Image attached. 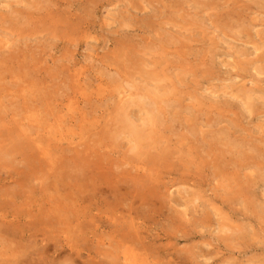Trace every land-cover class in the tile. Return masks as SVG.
<instances>
[{"label":"rangeland","instance_id":"1","mask_svg":"<svg viewBox=\"0 0 264 264\" xmlns=\"http://www.w3.org/2000/svg\"><path fill=\"white\" fill-rule=\"evenodd\" d=\"M262 17L261 0H0V247L23 264L264 260ZM130 127L154 147L134 172Z\"/></svg>","mask_w":264,"mask_h":264},{"label":"clouds","instance_id":"2","mask_svg":"<svg viewBox=\"0 0 264 264\" xmlns=\"http://www.w3.org/2000/svg\"><path fill=\"white\" fill-rule=\"evenodd\" d=\"M262 4H264V0H261ZM264 19V17H262ZM154 152V147L152 143L148 140L147 136H145L141 143V149L136 154H130L129 157L126 159V161L123 163L124 169L131 168L132 171H135L134 163L133 162H142L147 161L151 158V154ZM117 170H120L119 165H117ZM152 182V178L145 177L144 183L150 184ZM215 190L219 192H223V185L218 181ZM166 191V189H165ZM175 191V190H174ZM165 199L170 200L171 196L168 195L165 197ZM195 205L193 203H186V208H192ZM179 217V224L177 225L178 228L187 229L191 226L192 221L190 219H187L183 214L178 213ZM161 218L163 219V213H160ZM252 239H256L255 236H252ZM259 240L262 244H264V231L260 233ZM207 246V245H206ZM183 247V246H182ZM22 254V250L20 249H11V248H4L0 247V264H23L21 260L18 259V256ZM189 256H191V259L189 261V264H210V261L204 260L201 256H199L198 252L195 250H189L188 251ZM143 264H164V262H158V261H148L143 262ZM247 264H254L252 261H248ZM259 264H264V260H261Z\"/></svg>","mask_w":264,"mask_h":264},{"label":"bare ground","instance_id":"3","mask_svg":"<svg viewBox=\"0 0 264 264\" xmlns=\"http://www.w3.org/2000/svg\"><path fill=\"white\" fill-rule=\"evenodd\" d=\"M231 24V23H230ZM247 37V36H246ZM245 41V40H244ZM244 55V54H243ZM256 55H257V53H256ZM263 72V71H262ZM249 92V91H248ZM251 93V92H250ZM245 94H247V93H245ZM257 95V94H256ZM249 96H251V95H249ZM255 97V96H254ZM258 97V96H257ZM256 98V97H255ZM261 98H262V96H261ZM249 101V100H248ZM251 101V100H250ZM246 103V102H245ZM248 104H250L249 102H247ZM260 106H262V105H260ZM249 107V106H248ZM260 108H262V107H260ZM263 110H264V108H262ZM261 109V110H262ZM130 136H132V139H134L135 141H140V139H143L144 138V135L142 134V131L141 130H138L137 128H135V127H130ZM220 133V132H219ZM222 133V132H221ZM263 133V132H262ZM223 135L222 136H226V135H224V133H222ZM226 134V133H225ZM261 134V133H260ZM230 135V134H229ZM246 135V134H245ZM250 135V134H249ZM154 136V135H153ZM251 136V135H250ZM249 136V137H250ZM220 137V136H219ZM153 138V137H152ZM156 138V137H155ZM217 139V138H216ZM255 139V138H254ZM220 141V140H219ZM218 141V142H219ZM224 141V140H223ZM231 141V140H230ZM226 142H229V140L228 141H226ZM235 142H237L236 140H235ZM247 142H248V140H247ZM261 142V141H260ZM157 143V142H156ZM221 143V142H220ZM241 143V142H240ZM140 144V143H139ZM261 145H262V143H260ZM141 145V144H140ZM219 145H221V144H219ZM138 146V145H137ZM238 146V145H237ZM241 146V145H240ZM239 146V147H240ZM198 147V146H197ZM222 147V146H221ZM226 147V146H225ZM199 149V148H198ZM228 149V148H227ZM200 150V149H199ZM233 150V149H232ZM239 150H240V148H239ZM164 151V150H163ZM216 151V150H215ZM225 151V150H224ZM197 152V151H196ZM210 152V151H209ZM219 152V151H218ZM220 152H222V151H220ZM232 153H234V152H231V154ZM239 153V152H238ZM242 153V152H241ZM163 154V153H162ZM222 154V153H221ZM229 154V153H228ZM210 155V154H209ZM235 155V154H234ZM234 157V156H233ZM241 157V156H240ZM248 159V158H247ZM246 159V160H247ZM223 160V159H222ZM227 160V159H226ZM78 162V161H77ZM248 163V162H247ZM252 163V162H251ZM81 164V163H80ZM231 164V163H230ZM253 164V163H252ZM232 165V164H231ZM234 165V164H233ZM241 165V164H240ZM249 165V164H248ZM80 166V165H79ZM94 166V165H93ZM83 167V166H82ZM81 167V168H82ZM240 167V166H239ZM97 168H98V166H97ZM93 169V168H92ZM87 170H90L89 168H87ZM84 172V171H83ZM79 177V176H78ZM63 181V180H62ZM249 186V185H248ZM61 187V186H60ZM245 193H246V191H245ZM84 201V200H83ZM84 203V202H83ZM72 209V208H71ZM17 213V212H16ZM74 213V212H73ZM73 216H76V213L75 214H73ZM17 219V218H16ZM24 220H26V219H29V216H26V217H24L23 218ZM29 224H30V222H28V226H29ZM30 260V259H29Z\"/></svg>","mask_w":264,"mask_h":264},{"label":"snow or ice","instance_id":"4","mask_svg":"<svg viewBox=\"0 0 264 264\" xmlns=\"http://www.w3.org/2000/svg\"><path fill=\"white\" fill-rule=\"evenodd\" d=\"M219 227V226H218Z\"/></svg>","mask_w":264,"mask_h":264}]
</instances>
